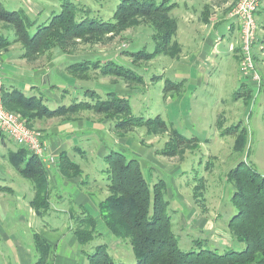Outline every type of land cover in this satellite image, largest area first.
Here are the masks:
<instances>
[{
    "label": "rangeland",
    "instance_id": "obj_1",
    "mask_svg": "<svg viewBox=\"0 0 264 264\" xmlns=\"http://www.w3.org/2000/svg\"><path fill=\"white\" fill-rule=\"evenodd\" d=\"M62 1L0 0L8 10L22 8L39 24L46 22L53 12H61ZM73 1L78 8L89 10L88 17L107 21L112 19L121 0ZM161 1L156 0L158 4ZM179 12L180 9L174 8L170 14L177 16ZM155 32L148 19L138 18L119 32L74 39L65 49L56 46L33 62L21 59L24 48L16 39L13 25L0 21V36L12 41L11 45L0 49L1 65L2 60H5L0 66L3 85L18 87L27 96L43 97V102L53 109L60 104L71 105L74 101L91 100L87 89L95 90L102 98H107V94L114 91L130 100L135 115L145 118L159 116L164 122V125L154 122L122 130L116 126V119L93 110L56 118L34 119L32 128L44 134L46 130L58 131V127H61L58 132H48L49 151L59 157L60 151L67 150L72 160L80 164L82 171L79 175L68 177L61 171L59 164L48 169L54 178L50 180L51 209L44 216L23 208L20 211L7 204L6 199H1L0 220L3 229L0 230V264H36L39 257L35 245L36 232L53 240L56 234L64 231L67 234L64 242L68 249L77 251V244L71 247L75 234L70 229L74 221L69 215L84 207L89 208L98 219L97 231L100 234L90 243L80 244V247L90 254L104 243L116 262L136 263L132 245L115 237L100 217L98 204L110 194L104 156L113 150L141 162L151 186L161 179L165 181V199L170 203L169 213L173 216L172 229L182 250H199L200 245L196 244L198 239L204 243V248L217 249L220 253L229 248H245V243L235 240L227 227L235 212L230 201L235 187L228 183L226 173L240 160L250 161L264 173V50L254 46L256 50L262 51L259 58L256 55V62L261 69V82L256 84L251 81L255 88L251 89V93L248 86L244 90V87L234 85L231 78H224L220 68L217 70L218 86L213 88L208 87L207 83L193 82L194 72L179 70L184 62L181 52L175 57L161 54L149 60L134 59L131 52L155 50ZM260 36L262 38V34ZM176 38L180 40L178 33ZM218 49L220 55L227 56L228 42ZM83 60H101L102 63L114 60L137 72L140 79L105 76L97 69L85 75L68 71L69 64ZM49 65L51 70L46 67ZM184 78H188L192 86L181 85L179 89H174L166 82L170 79L175 83ZM238 90L242 95L235 98ZM232 124H241L240 127L245 126L247 129L248 144L242 154L233 147L237 133L220 135ZM65 125L67 132L75 131L71 126L78 130L75 133L64 132ZM173 130L185 140L192 139V142L180 141ZM59 134L63 136V145L59 143L55 148L54 141ZM75 144L86 155L75 151ZM11 148L15 147L11 145ZM167 151L175 152L169 154ZM3 152L0 146V186H10L15 190L13 194L6 193V197L14 202L24 197L33 199V182L20 175L9 158L5 159L7 157ZM197 211L205 219H200L196 215ZM19 216H23L21 221ZM5 234L10 238L6 239ZM223 235L229 240L228 244L221 241ZM59 248L62 252L63 249ZM77 259L72 256V261L78 264Z\"/></svg>",
    "mask_w": 264,
    "mask_h": 264
},
{
    "label": "trees",
    "instance_id": "obj_2",
    "mask_svg": "<svg viewBox=\"0 0 264 264\" xmlns=\"http://www.w3.org/2000/svg\"><path fill=\"white\" fill-rule=\"evenodd\" d=\"M176 5L172 0H162L159 4L156 0H121L112 19L105 21L88 17L89 10L78 8L73 0H63L62 11L53 12L46 22L39 24L36 18H32L22 8L8 10L0 2V21L15 28L16 39L24 48L21 57L35 60L56 46L65 49L74 39L116 33L138 18L148 19L156 31L153 35L155 50L147 52L140 49L130 54L137 60H149L161 54L175 57L181 52V44L176 39L178 19L170 14ZM11 44L9 38L0 36V49ZM67 69L72 73L84 75L97 69L105 76L140 79L137 72L114 60L105 63L101 60H83L69 64ZM166 82L170 88L179 89V86L184 85L185 79L175 83L167 79ZM1 91L5 107L19 113L30 128L33 120L39 117L52 118L84 110L106 113L110 119L112 117L117 120L116 126L122 130L151 125L154 122L164 125L159 116L145 118L135 115L130 100L114 91H110L107 98H102L95 90L87 89L91 100L74 101L71 105L60 104L54 109L43 102V97L27 96L24 90L18 87L4 84ZM249 92L251 93L250 89ZM239 95H242L241 91L236 92L235 98ZM240 126L241 124H232L221 131L220 135L237 133L233 147L242 154L248 144V133L245 126ZM173 131L180 141L192 142V139L185 140ZM7 137L0 131V142L5 141ZM74 149L79 148L75 146ZM167 152L174 154L175 151ZM58 155L59 168L66 176L72 177L81 173L82 167L72 160L67 150L60 151ZM7 157L20 175L33 182L35 197L30 201L32 209L38 216L48 214L51 209L52 187L48 177L49 171L42 160L21 146L10 150ZM104 161L110 181V194L98 204L100 217L115 237L132 245L137 260L134 264H264V173L250 161L240 160L226 173L228 183L235 187L230 199L235 212L227 227L233 238L246 246L241 250L229 248L223 253L217 249L204 248V243L199 239L196 240V244L200 245L199 250H182L172 229L173 216L169 213L170 203L165 199V181L161 179L151 186L144 175L141 162L128 158L117 150L105 155ZM69 217L74 221V226L70 229L79 244L90 243L100 234L97 231L98 219L89 208L70 212ZM34 235L39 253L36 264H48L50 245L39 233ZM107 249L108 246L103 243L90 254L84 250L89 264H124L112 259Z\"/></svg>",
    "mask_w": 264,
    "mask_h": 264
},
{
    "label": "crops",
    "instance_id": "obj_3",
    "mask_svg": "<svg viewBox=\"0 0 264 264\" xmlns=\"http://www.w3.org/2000/svg\"><path fill=\"white\" fill-rule=\"evenodd\" d=\"M172 1L177 4L175 8L181 10V12H179L177 16H175L178 19L177 33L178 36H180V40H178L179 44H181L180 54L181 57L184 59V62H182L183 66H181V69L179 66V70L180 71L183 70L184 72L187 73L194 72L195 76H193L194 78H192L193 82L198 84L207 83L208 87L212 86L213 88H215L216 86H218V82H219L217 79V70L222 69L225 76L224 78L226 77L228 79L231 78V80L234 81V85L238 84L239 87L241 86L244 87L243 88L244 90H247L248 88L250 90L251 89L254 90L255 89L254 84L251 81H248L246 78H244L243 75H241L240 73V67H239L240 54H238V49H236L235 51H231L229 49L230 43L237 42L241 30L238 21L230 15V11L232 10L237 0H172ZM205 18L208 19L206 20ZM256 19L259 28L257 31V38H256L257 42L255 44V47H259V49L264 50V3L257 10ZM260 34H262V38ZM227 42H228V54L227 56H222L220 55V50L218 48ZM255 47H254V54L255 56L257 55L259 58L260 53L262 51H259V49L256 50ZM21 59L27 61V59L25 58L21 57ZM4 61L5 60H2V65ZM34 61L35 60H33V62ZM53 63L55 62L53 61ZM2 65L0 62V66ZM46 67L48 68V70L52 69L50 65ZM25 68L26 67H24V69ZM259 70L261 72L260 67ZM238 73H240L239 76ZM184 79H185L184 86H188V87L192 86L189 85L190 80L188 78H184ZM246 86H248V88ZM60 116H64V115H60ZM52 118H56V117H52ZM77 122L78 121H76L75 124H77ZM65 127L66 125L63 127V131L67 132ZM71 128H74L75 131L78 130V128H75L74 126H71ZM59 130H61V127H58V131ZM49 131L58 132L53 129L46 130L45 134L42 132L43 139L45 142L48 143V145L49 142L47 141V134ZM75 131L70 130L67 133L70 132L75 133ZM61 136H62L61 134L57 135L54 141L55 148L59 143H62L61 140H63V136L62 137ZM57 138H59V142L57 141ZM11 145H13L15 148H11ZM0 146L4 151L3 154L5 155V157H7L8 152L10 150H16L18 148V145L8 137L6 138L5 141L0 142ZM75 146L79 148L76 149L75 151L78 150L82 154L86 155L85 152L78 145L75 144ZM5 159H8V157ZM48 177L49 180L52 181L54 175L52 173H48ZM8 192L13 194L15 193V190L13 189V187L10 186L8 187L3 186L2 189L0 188V209H1V199L2 200L6 199L7 204L10 203L11 207L15 206L20 211L22 210V208L27 209L29 210V212L31 211L32 213L37 215L34 209H32L30 205V201L32 199L27 200L26 197H24L21 201L18 200L14 202L9 199L10 197H6V193ZM196 215L199 216L200 219L205 217L198 211ZM1 219L3 220V217H1ZM20 219L22 220L23 216H19V220ZM1 223L2 222L0 220V230L3 229V225ZM56 235H57L56 238L53 240H50L51 237L47 238L46 236L42 235V237L50 245V253L47 260L48 264H77V261H72L73 255L76 257V259L78 258L77 259L79 260L78 264H89L88 260L86 259L84 250L80 247V244L78 243L76 236L73 237L74 239H72V241L74 242L73 243L71 242L72 244L71 247L76 246V244L78 247L77 251L74 252L69 250L67 244L64 242V239L67 237V234L64 231ZM224 236L225 235L222 236L221 241H223L225 244H228L229 240L225 239ZM4 237L6 239L10 238L6 234ZM59 247L63 249L62 252L59 251L60 249Z\"/></svg>",
    "mask_w": 264,
    "mask_h": 264
},
{
    "label": "built area",
    "instance_id": "obj_4",
    "mask_svg": "<svg viewBox=\"0 0 264 264\" xmlns=\"http://www.w3.org/2000/svg\"><path fill=\"white\" fill-rule=\"evenodd\" d=\"M264 3V0H237L230 15L238 23L240 35L236 43H230L229 49H238L240 54V73L248 81L256 84L261 82L259 67H257L254 46L257 42L258 23L256 12ZM3 79L0 75V131L8 136L14 143L26 148L32 154L39 156L46 169L59 164L58 156L49 151V145L43 139L42 131L30 128L19 113L8 110L3 104L2 91Z\"/></svg>",
    "mask_w": 264,
    "mask_h": 264
}]
</instances>
